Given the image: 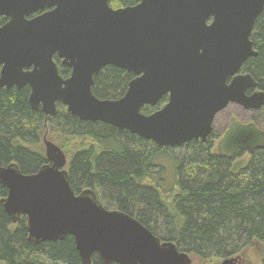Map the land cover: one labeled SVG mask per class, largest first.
<instances>
[{
  "label": "water",
  "instance_id": "95a60500",
  "mask_svg": "<svg viewBox=\"0 0 264 264\" xmlns=\"http://www.w3.org/2000/svg\"><path fill=\"white\" fill-rule=\"evenodd\" d=\"M110 0H0V88L30 89L28 103L45 117L56 104L83 121L124 129L158 146L202 141L217 113L230 103L264 107V91L239 74L255 57L250 38L264 0H140L112 8ZM48 11L27 18L39 10ZM70 69L63 78L54 61ZM106 66L135 75L118 99H99L94 76ZM161 109L144 114L164 96ZM47 163L22 173L16 163L0 166L1 199L12 223L26 217L28 240L56 242L70 235L82 264L96 254L105 263L193 264L190 255L153 235L134 217L105 208L91 189L78 193L69 183L67 159L43 136ZM264 148V130L232 122L217 143V154ZM226 258L221 264H236Z\"/></svg>",
  "mask_w": 264,
  "mask_h": 264
},
{
  "label": "trees",
  "instance_id": "16d2710c",
  "mask_svg": "<svg viewBox=\"0 0 264 264\" xmlns=\"http://www.w3.org/2000/svg\"><path fill=\"white\" fill-rule=\"evenodd\" d=\"M133 1L110 0L109 4L115 9ZM5 21L0 17V25ZM250 38L257 55L248 58L241 70L264 91V8ZM55 62L60 75L67 77L69 69ZM134 77L106 66L94 76L92 92L99 99H118ZM29 93L28 86L0 89V166L16 163L22 173H35L46 163L40 144L46 131L89 138L92 143L68 156L60 147L75 193L93 190L105 208L134 217L160 240L173 242L203 264L240 255L255 244L264 247V148L247 155L245 161L241 153L232 159L220 157L210 139L190 141L177 149L157 146L127 130L80 120L60 104L56 115L45 117L40 108H30ZM141 112L151 110L143 107ZM6 193L0 184V201ZM58 263L82 264L73 238L32 243L26 217L12 223L0 202V264ZM91 264L105 263L93 254Z\"/></svg>",
  "mask_w": 264,
  "mask_h": 264
},
{
  "label": "rangeland",
  "instance_id": "374dc122",
  "mask_svg": "<svg viewBox=\"0 0 264 264\" xmlns=\"http://www.w3.org/2000/svg\"><path fill=\"white\" fill-rule=\"evenodd\" d=\"M240 120L244 123H247L249 121L255 122L257 126L261 129H264V112L262 111H244L239 106L235 104H230L225 110L220 112L215 120H214V130L219 132L223 128H226L230 121L233 119ZM46 136L47 140L55 143L57 146L61 147L64 146V151L66 155L72 154L76 148L79 146H86L89 145L91 140L89 138H78V137H68L59 135L57 133H43L40 139L41 148L44 150L43 145V136ZM177 155L181 156L182 151L177 150ZM248 156L245 155L241 158V160H247ZM239 160L233 161L234 164H237ZM191 259L194 264H203L204 262H201L200 259L195 258L194 256H191ZM234 258L240 257V259L236 262V264H264V247L261 244H255L254 246H251L247 248L245 251H243L240 255L232 256ZM228 257V258H232ZM226 259V258H224ZM223 258H216L214 259L215 264H221L224 260ZM61 264V263H58ZM235 264V263H234Z\"/></svg>",
  "mask_w": 264,
  "mask_h": 264
},
{
  "label": "flooded vegetation",
  "instance_id": "af4514ba",
  "mask_svg": "<svg viewBox=\"0 0 264 264\" xmlns=\"http://www.w3.org/2000/svg\"><path fill=\"white\" fill-rule=\"evenodd\" d=\"M140 2V0H134L133 1V3L130 5V4H128V5H118V6H116L115 7V9L116 8H123V7H128V6H135L137 3H139ZM49 9H43V10H39V11H37V12H34V13H31L27 18L29 19V18H33V17H36V16H38V15H40V14H42V13H44V12H46V11H48ZM3 18H5V17H3ZM6 19V21L3 23V24H5L6 22H7V20H8V18H5ZM2 24V25H3ZM2 25H0V26H2ZM54 61H55V59H57L59 62H60V60L56 57V56H54ZM56 63V62H55ZM61 65V64H60ZM62 66V65H61ZM242 67V66H241ZM57 68H58V66H57ZM66 68V67H65ZM69 69V68H68ZM59 72V71H58ZM69 73H70V69H69ZM239 74H247V73H243L242 72V70H241V68H240V70H239V72H238ZM60 74V73H59ZM133 74V73H132ZM69 76V75H68ZM67 76V77H68ZM252 77V76H251ZM66 78V77H65ZM253 78V77H252ZM254 79V78H253ZM132 80V79H131ZM130 80V81H131ZM255 80V79H254ZM255 82L257 83V81L255 80ZM27 86V85H26ZM16 88V87H15ZM1 89V88H0ZM4 89H6V88H4ZM18 89V88H17ZM261 89H259V87H258V83L256 84V86L255 87H253V88H249V89H247L246 91H245V94L247 95V96H249V95H252L255 91H260ZM263 91V90H262ZM161 100H164V101H162L161 102ZM167 101H168V97H167V95H164L157 103H156V105L155 106H153V107H149V106H145V107H149L150 108V110H151V112L150 113H153L154 111H156V110H158V109H161L162 107H164V105L167 103ZM161 102V103H160ZM57 104H60V103H57ZM57 104H56V107H57ZM159 104V105H158ZM230 104H235V103H230ZM229 104V105H230ZM60 105H62V104H60ZM228 105V106H229ZM235 105H237V106H239L241 109H243L244 111H262V112H264V107H261V108H259V109H246V108H244V107H242L241 105H238V104H235ZM63 106V105H62ZM227 106V107H228ZM65 107V106H64ZM226 107V108H227ZM225 108V109H226ZM66 109V108H65ZM225 109H223V110H225ZM222 110V111H223ZM222 111H220V112H222ZM219 112V113H220ZM149 113V114H150ZM219 113H217L216 114V116L219 114ZM216 116H215V118H216ZM215 118H214V120H215ZM214 120H213V123H214ZM234 121H239V122H241V123H244V122H242V121H240V120H237L236 118L235 119H233L232 121H230V123H229V125L232 123V122H234ZM249 122H252V121H249ZM249 122H247V123H249ZM213 123H212V127H211V132H210V134L206 137V139L204 140V141H202L200 138H197V139H191L190 141H195V142H205L207 139H210V141H211V143H212V149H213V151L215 152V153H217V143H218V141H219V139L221 138V136L224 134V132L228 129V127H229V125L226 127V128H223L221 131H219V132H217V131H215L214 130V125H213ZM253 123H255V122H253ZM256 124V123H255ZM257 125V124H256ZM261 129V128H260ZM262 130H264V129H262ZM190 141H188V142H190ZM154 143V142H153ZM187 143V142H186ZM185 144V143H184ZM184 144L182 145V146H184ZM158 146V145H157ZM164 147H167V148H180L181 146H179V147H171V146H164ZM255 152V151H254ZM239 153H241V154H245V155H248V156H251V155H253V154H248V153H246V152H241V151H238V153L234 156V157H236ZM44 155H45V153H44ZM220 156V155H219ZM220 157H222V156H220ZM223 158H225V157H223ZM46 159V158H45ZM226 159H228V158H226ZM46 163H47V160H46ZM45 163V164H46Z\"/></svg>",
  "mask_w": 264,
  "mask_h": 264
}]
</instances>
